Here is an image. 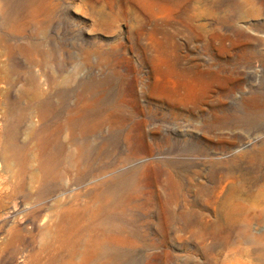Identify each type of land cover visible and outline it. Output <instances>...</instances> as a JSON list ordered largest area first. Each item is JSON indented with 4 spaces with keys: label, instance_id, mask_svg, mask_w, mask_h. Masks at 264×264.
Returning a JSON list of instances; mask_svg holds the SVG:
<instances>
[{
    "label": "rangeland",
    "instance_id": "obj_1",
    "mask_svg": "<svg viewBox=\"0 0 264 264\" xmlns=\"http://www.w3.org/2000/svg\"><path fill=\"white\" fill-rule=\"evenodd\" d=\"M262 185L264 0H0V264H264Z\"/></svg>",
    "mask_w": 264,
    "mask_h": 264
},
{
    "label": "bare ground",
    "instance_id": "obj_2",
    "mask_svg": "<svg viewBox=\"0 0 264 264\" xmlns=\"http://www.w3.org/2000/svg\"><path fill=\"white\" fill-rule=\"evenodd\" d=\"M43 81V80H42ZM36 87V96L33 97V101H36L38 103V108L39 110L41 111V109L44 107L45 105V100L43 102H41L40 98L42 97V92L39 88V85L36 84L35 85ZM40 103V104H39ZM202 110V109H201ZM73 113V112H72ZM70 112V114H72ZM68 114V113H67ZM80 114V113H79ZM82 114V113H81ZM73 116H75L74 114H72ZM71 115V116H72ZM78 115V114H76ZM71 116H68V118H66V123H65V126H69L70 125V122L72 121L69 117ZM73 116L71 118H73ZM67 117V116H66ZM42 118V117H41ZM44 120V119H43ZM63 120H65V118H63ZM62 120V121H63ZM79 120V119H78ZM84 120V119H83ZM64 122V121H63ZM63 124V123H62ZM61 124V125H62ZM77 124V122H76ZM60 127V126H59ZM63 127V126H62ZM79 128V127H77ZM69 129V127H68ZM63 130V128L61 129ZM59 130V132L61 131ZM65 130V129H64ZM69 131V130H67ZM30 138L32 139H35L37 144H41L42 142V139H41V136H39L36 132H34V130H31L30 133ZM61 136V135H60ZM85 137V136H84ZM61 138V137H60ZM44 139V138H43ZM83 139V138H82ZM5 140V139H4ZM7 140V139H6ZM58 140V139H57ZM62 140V139H61ZM69 140V139H68ZM74 140V139H73ZM88 140V139H87ZM77 141V140H75ZM89 141V140H88ZM84 142V141H83ZM82 142V143H83ZM6 143V142H5ZM69 143V142H68ZM79 143V142H78ZM11 146V154H12V158L15 160V162H19L21 164V159L23 161H25L26 163H28V158L26 157V154H25V144H20L19 142V138H18V134H17V131H15L13 134L10 135L9 137V143ZM81 144V142H80ZM51 145V144H50ZM57 145V144H56ZM90 145V144H89ZM53 146V145H52ZM51 146V147H52ZM82 146V145H81ZM85 146V145H84ZM88 146V144H87ZM55 148V146H53ZM68 147V146H67ZM91 147V146H90ZM72 148V147H71ZM76 148H77V145H76ZM79 148V147H78ZM88 148V147H86ZM69 150H71L69 148ZM74 150V148H73ZM77 150V149H76ZM87 150V149H86ZM77 152V151H75ZM89 152V151H88ZM92 152V151H91ZM89 152V153H91ZM67 153V152H66ZM87 153V152H86ZM68 154V153H67ZM71 154L73 155V152H71ZM84 154V153H83ZM66 155V154H65ZM89 155V154H88ZM45 156V155H44ZM68 156V155H67ZM71 156V155H70ZM77 156V154H76ZM43 155L40 154L38 159H40V163H39V171L40 173H42L43 171H45V163L43 161ZM69 157V156H68ZM66 157V158H68ZM74 157V156H73ZM72 158V157H70ZM75 159V158H74ZM79 159V158H78ZM77 159V160H78ZM80 159H82L80 157ZM28 160V161H27ZM73 160V159H72ZM76 160V159H75ZM74 161V160H73ZM82 161V160H81ZM70 162V161H69ZM72 162V161H71ZM70 165L72 163H69ZM75 164V162L73 163ZM69 165V166H70ZM77 165V164H76ZM74 167V166H73ZM79 167H80V164H79ZM74 169H76L74 167ZM80 169V168H79ZM78 170V169H77ZM81 170V169H80ZM79 170V172H81ZM84 173V172H83ZM82 175V174H80ZM247 198H250L251 199V203L249 204H245L244 200H239L237 203H236V206L238 207V211L243 214V213H251V216L250 218H248L247 220L245 218H242V223H253L254 220H259L260 219V216L259 214H263L264 213V185H262V187H259V189H257V192L256 193H252L251 192V195H247ZM262 198V200L260 199ZM36 200L32 201V202H27V203H24V202H20V201H16L14 203V205L11 207V211L10 213L11 216H16L17 214H19L18 212L19 211H26L28 210L29 208H31L33 206V204H35ZM63 208V206L61 207L60 205H55L53 206V210L56 211V212H59L61 209ZM48 213V212H47ZM72 214H74V212L70 209V208H67L66 209V212L64 213L65 216H67L68 219H70L71 221L72 220H75L74 216H71ZM75 215V214H74ZM76 216V215H75ZM48 217L47 214H45V216L40 220V224L44 222V220ZM20 228L17 226L15 220L13 219L11 221V224H8V227L6 229H4V231L1 233V236L4 237L3 239V242H2V251L3 252H7L9 251V249H11L10 247L14 245V243L16 242V240L20 237ZM91 232V231H90ZM95 245V244H94ZM92 247V246H91ZM61 248L62 246H59L58 248H55L53 246H51V250H50V254L49 256L47 257V262L51 261L50 263H53V260H57L58 257L61 256ZM92 249V248H91ZM72 252H69V258L67 257V259L65 258L64 260L61 259L59 261H57L58 263L57 264H87L86 262L89 261V259H86L85 257H83L81 259V262L77 263L75 261V258H74V253L76 252L75 248H73L71 250ZM38 256V255H37ZM59 259V258H58ZM37 264H40L41 263V257H38L37 259ZM11 264H19L18 262H15L13 261Z\"/></svg>",
    "mask_w": 264,
    "mask_h": 264
}]
</instances>
